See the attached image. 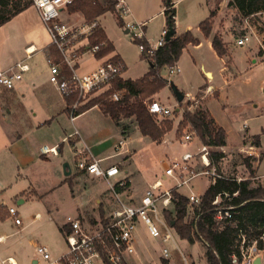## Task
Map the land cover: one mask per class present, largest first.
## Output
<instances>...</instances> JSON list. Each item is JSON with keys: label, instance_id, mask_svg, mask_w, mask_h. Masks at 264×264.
<instances>
[{"label": "rangeland", "instance_id": "rangeland-1", "mask_svg": "<svg viewBox=\"0 0 264 264\" xmlns=\"http://www.w3.org/2000/svg\"><path fill=\"white\" fill-rule=\"evenodd\" d=\"M100 1L103 2L104 0ZM173 2L176 3L174 6L176 7L177 28L182 32L186 30L188 24H191L195 32L199 23L209 16L211 7L218 11L223 7L221 21L218 25L234 36H227L226 38L229 41L231 38L233 39L232 54L235 57L238 71L244 73L238 78L239 80L225 88L227 93L225 102L230 104V110L228 109L227 114H225V122L229 128L238 131L239 126L244 123L245 118L248 116V111H251L252 114L256 112V114H253V118L247 117V123L250 125L251 131L260 135L264 145V61H261L252 71H248L249 66L252 65L251 48L252 50L255 49L259 42L254 35L245 45H239L236 42L240 36L254 31L260 37L261 42L264 43V12L246 17L239 10H236L234 6L226 4L227 0H173ZM128 3L132 15L126 16L124 18L125 21L134 19L138 22H146V26L144 27L146 38L150 42L158 40L161 37L163 25L166 24L167 20L165 14V10L168 8L167 1L128 0ZM116 9L115 5V11L108 10L98 16V18L107 32V37L114 42L116 52L122 56L126 63L125 76L135 78L146 72L149 61L143 58V53L139 50V44L136 42L133 33L131 31L126 32V28L123 26ZM66 16L71 22H80L84 19L90 20L84 16L81 10H72L71 8ZM109 40L105 41L109 43ZM52 41V36L42 20L38 9L34 4H31L7 22L0 24V67H4L9 62L16 63V61L25 60L26 46L34 43L38 50L30 59L26 60L32 65V70L24 72L23 77H44L49 67L44 49L51 45ZM200 51L203 56L197 55L198 65L195 64L192 52L184 49L178 61L182 70L179 73L170 74L167 68H163L161 74L170 83L174 82L182 91L189 90L196 95V91L194 92V90L204 85L207 81L204 71L200 69V60L209 66L214 65L217 68L221 66L220 60L217 59L207 46H203ZM256 53L260 56L264 54L261 43ZM91 55L89 52L84 53L80 59L81 65L95 62L96 59ZM113 86L114 84L107 91L111 92ZM126 92H124L123 98ZM164 94H168V97L166 100L160 98L161 102L164 104L169 102L173 107H178L180 110L174 112L172 115L170 120H173V127L162 136L159 140L161 142H156L149 136L142 134L137 126L133 127L134 125H138L135 115L131 116L132 119L130 117L129 119L122 117L120 119L121 123H129V125L124 126L128 129L127 133L130 132L131 126L133 128L131 131L133 154L127 156L126 158L128 159H124L123 156H113L101 162L102 165L121 163L120 166L123 168L121 175L124 176V173L126 174L125 169L128 170L133 194L139 200L155 174L162 176L161 167L166 159L165 164H167L169 157L177 156L181 158L184 152L191 151L194 153L199 151L202 146L198 138L182 142L179 140L180 135L178 133L179 123L183 119L184 113L188 110H195L197 104L194 100L187 101L188 95L183 102H178L176 94L170 87L165 88ZM214 95H217V93L214 92ZM133 99L131 98V100ZM153 99H157V97L153 95L148 96L144 99V102L148 104ZM212 99L214 100V98ZM87 103H90V101ZM254 104H258V107H255ZM214 105H216L215 102ZM198 107L203 109L201 104ZM3 110L5 111L4 115L12 119L6 106H3ZM109 119L98 112V110H92L75 122L76 127L84 137L85 143L95 156L115 152L118 136L112 133L115 124ZM155 121L162 126L165 119L155 116ZM174 124H178L176 128ZM12 127L14 125L7 126L5 120L0 115V171L3 172V176H0V203L7 204V207H15L23 223L16 224L14 218L10 216L0 219V234H6V240L0 244V253L2 254L0 258L12 255L19 260L20 264H33V259L38 258L39 255L31 240L33 239L40 244L46 245L53 255L66 251L65 234L61 230L66 216L75 210V203L82 200L87 202V197L90 195L88 189L95 190L98 185L104 188L106 183L103 181L100 183L98 179L91 177L76 178L74 189L71 190L69 181H63L65 180L64 164L69 163L71 170L75 173L77 171L78 160L76 158L75 146L71 141H61L63 133L65 134L74 130L67 112L63 113L60 119L53 122L48 128L42 127L32 130L36 131V136L41 137V140L44 137L48 139L49 144L57 142L58 147L61 146V153L57 156L49 154L51 160H45L41 157V153L36 150L32 139L28 136L31 131H27L22 137H19L15 145L11 144L10 134L15 132ZM231 134L233 135V133ZM166 138L167 141H163ZM82 145L83 142L78 143V149ZM15 147H17V150ZM20 154L31 159L33 157L30 166L27 168V171H29L28 169L32 170L30 179L25 180V178L18 177V168L21 162L18 161L17 157ZM244 157H246V152H243L239 148L227 149L226 156L220 160L218 166L225 175L236 176L239 174L241 176H248L250 171L242 164ZM194 161L193 164L197 169L204 168L202 162L198 160V156ZM25 170L22 168V171L25 172ZM32 177L34 178L33 184L36 185L37 183L41 189L45 186H50L51 188L53 183H57V187L40 197L29 196L26 202L19 204L18 199L21 197V194L18 193L16 197L9 195L18 192L20 188H27L28 184L33 182ZM213 179V176L210 174L195 177L189 187L184 186L181 188V192L186 194L193 191L198 195H202ZM72 192L74 194L82 192L81 195L83 196H74ZM3 194L8 196L5 198L6 201H2L1 196ZM99 210V205L93 200L88 213L98 214ZM38 212L41 215L40 218L33 221ZM189 219L190 215H188L186 220L188 221ZM140 227L143 229L138 233L141 254L129 260L130 263L165 264L159 254L158 240L148 235L143 225ZM195 239L194 243L180 238L177 239V242L180 248L189 255V264H208L206 259L208 245L197 237ZM168 244L171 247L173 246L172 243ZM172 250L177 252L175 247ZM171 260L169 259V264H184L181 259Z\"/></svg>", "mask_w": 264, "mask_h": 264}, {"label": "built area", "instance_id": "built-area-1", "mask_svg": "<svg viewBox=\"0 0 264 264\" xmlns=\"http://www.w3.org/2000/svg\"><path fill=\"white\" fill-rule=\"evenodd\" d=\"M32 1L52 36V44L62 56L61 60L57 61L48 50L46 51V61L50 70L49 81L62 96L75 97V100L69 104L71 119H75L81 106L105 93L113 85L114 80L122 75L125 63L121 59L107 58L97 68L89 72H79L76 68V61L81 56L80 47L77 48L79 44L84 43L83 46H86V49L83 50L84 53L89 52L93 55H97L107 46L105 40L94 45L89 44L90 38L102 28L99 18L71 22L66 15L76 0ZM116 8L119 17L124 22V27L131 31L135 38H145L146 22H138L134 19L125 21L124 19L131 15L128 0H116ZM167 30L168 27L164 28L161 37L155 42H150L147 39L150 55L165 43ZM253 35L257 37L254 31L245 33L237 39V43L245 45ZM139 47L141 51L146 50L144 44H139ZM30 48L26 49L25 60L18 61L6 68H0V92L15 89L17 82L23 79V73L30 70V64L26 60L32 57L37 50ZM63 64L70 68V74L64 71ZM167 69L170 74L181 70L178 64L169 65ZM124 92L125 89L115 90L109 94V97L111 100L120 101ZM188 100H194V97L188 94ZM148 108L159 118H171L176 111L175 107L164 104L158 99L151 100ZM194 135V132L188 131L181 136L180 140L182 142L190 141ZM214 147L224 149L223 145L214 146L204 143L197 152L188 151L183 153L181 158L177 156L168 158L163 169L166 179L161 177L156 179L147 187L140 201L133 202L123 197L124 193L128 191L129 180L126 177H118L121 172L120 167L117 164L102 165V159L94 158L90 154V148L86 146L79 151V154L84 156L77 161V169L105 180L108 183L113 203L105 215L95 223L69 215L67 217L68 228L65 229L67 250L60 255H53L46 245L37 244L36 249L39 255L37 264H128L129 258L139 253L138 233L143 230L141 225L146 228V232L152 238L162 243L161 256L163 258L171 259L174 252L172 248L175 247L183 263L189 264L187 254L177 242L180 236L170 223L166 210L172 209L176 199L174 191H180L184 186L189 187L195 177L210 174L215 179L222 176L215 168L211 167L210 153ZM249 147L244 148L243 151L251 155L254 153V149L252 146ZM116 149V154L130 151L124 138L119 141ZM41 151L44 154H58V145H43ZM197 156L203 164V169H197L193 164ZM236 179L240 182L244 180V177L238 176ZM223 194L216 195L212 200L214 227L221 229L225 224L237 227L236 250L232 254V261L234 264H254L256 257L261 255L263 250L259 248L258 241L264 242V229L258 238L248 235L234 217L238 206L231 203V200L233 195H237L238 192L233 194L224 192ZM188 199V205L192 210L190 221L193 224V229H196L198 219L203 214L196 209H200L202 196L191 191ZM8 211L16 224L23 223L15 207L10 206ZM3 240L0 237V243ZM168 243H172L173 246L171 247ZM0 264L18 263L15 258L8 256L0 258Z\"/></svg>", "mask_w": 264, "mask_h": 264}, {"label": "trees", "instance_id": "trees-1", "mask_svg": "<svg viewBox=\"0 0 264 264\" xmlns=\"http://www.w3.org/2000/svg\"><path fill=\"white\" fill-rule=\"evenodd\" d=\"M167 1V0H166ZM33 4L32 0H0V24H3L10 20L13 16L24 10L27 6ZM175 2L169 0L167 2L168 8L165 10L167 16V27L176 25V8ZM230 6L236 7L239 12L244 16H251L258 12L264 11V0H230L228 3ZM116 0H76L70 8L72 10H81L84 16L88 19L98 18L101 14L108 10L115 11ZM216 10H212L209 17L204 19L200 23V28L205 36H209L214 25V16ZM123 26L124 22L120 19ZM108 40V37L103 28H100L95 35L90 38L91 45L97 44L100 41ZM138 44H144L146 50L142 51L143 58L147 59L151 66L149 72L142 78L137 80L122 79L120 76L114 80V86L111 92L116 89L127 88V92L124 98L120 101L111 100L109 94L111 92L106 91L99 97H96L87 103V105L81 106L76 115L81 112L99 105L101 110L111 118L119 123L122 117L136 116L138 127L142 134L149 136L153 140L159 141L162 136L173 127V120L171 118H164L163 125H159L155 121V115L149 110L148 104L144 102V99L148 96L159 92L164 88L169 80L164 78L161 74L163 68H168L169 65L177 63L181 57L183 50L188 44H198L199 39L188 30L178 36L175 34L170 40H166L165 43L160 46L153 54L148 53L149 42L147 38L138 39ZM213 46L221 56L228 54V48L220 34H216L213 38ZM114 49L113 43L109 40L108 47L102 52L106 54ZM47 50L50 54L56 57L57 61L61 60V54L59 50L53 45H49ZM63 69L66 73L70 74V68L63 64ZM70 103L75 100V97H69ZM131 98H134L131 100ZM186 130L194 132L195 135L201 139L205 144L222 146L226 144V130L222 126L215 124V120L211 118L209 112L200 107H196L195 110H188L184 113L183 119L179 123L178 133L180 137L186 132ZM247 140L245 139V142ZM255 144L260 145L259 137L253 141ZM212 166L216 165V170L222 176L215 178V181L210 184L207 190L201 195L202 204L197 210L203 214L198 219L197 228L193 229L191 220L192 210L188 205L189 199L185 193L180 191H174L175 201L172 209L166 210L167 217L170 223L174 226L179 236L182 239H186L190 242H194L197 237L199 240H206L209 245L206 249V259L208 264H234L232 261V254L235 252V239L237 237V227L231 224H225L221 229L214 227L213 218V206L212 200L216 195H224V192L233 194L238 192L237 195H233L231 203L237 205V213L234 217L237 219L238 224L243 228L248 235L259 237L264 229V186L259 184L257 186L252 185L250 179H245L238 182L233 176L223 174V171L218 166L220 160H222L226 154L223 151H211ZM242 162L246 165L251 174L254 173L253 162L250 157H244ZM70 183L73 180L70 179ZM129 185V184H128ZM0 215L5 217L6 210L4 206L0 205ZM190 215V219L187 221V217ZM258 246L264 249V242L258 241ZM165 264H169V261L162 259Z\"/></svg>", "mask_w": 264, "mask_h": 264}, {"label": "crops", "instance_id": "crops-1", "mask_svg": "<svg viewBox=\"0 0 264 264\" xmlns=\"http://www.w3.org/2000/svg\"><path fill=\"white\" fill-rule=\"evenodd\" d=\"M228 1H230V0H227L226 4H228ZM209 4H210V2H209ZM222 8L223 7H221V9H219V11H218L217 9H213L211 7V11L216 10V15L214 16V25H213V29L211 31V34L209 36L204 35L200 26H198L197 30L194 32L191 24L187 25L185 31H183V32L179 31L177 28V17L175 15V19H176L175 36H178V35L186 32V31L190 30L193 32V34L200 41L198 44L190 43L187 45V47L184 48L185 50H188V52H192L191 54H192V57L195 61V64L198 65V62H197L198 56L197 55H199L200 57L203 56V55H201L202 52L200 51L203 46H207L208 49L221 62V66H219V68H217L214 65L209 66L208 64H205L204 62H201V60H200V64H199L200 69L204 71V75L207 78L206 79L207 81L204 85H201L194 90V92L196 91V95H194V93L189 91V90L184 92L177 85L176 86L178 87L179 90H181L185 94V99H186V95H188V94H190V96L194 97V101L197 104L196 106H200V104H201L203 106V109L207 110L209 112V115L211 116V118H213L215 120V124L218 126H222L226 130V144L223 145L224 149L221 150L217 147H214L211 151H223L226 154L227 149L239 148L240 150L243 151L244 148H250L249 146L253 147L254 153L251 155H248L246 153V157H250L252 159L254 173L251 174V172H250V174L248 176H242V177H244V180L250 179L252 181L253 186H257L259 184L264 186V145L262 143V139H261L260 135L256 132L251 131L250 125L247 123V119L249 117L253 118L254 117L253 114H256V112H253V114H252L251 111H248V116H247L248 118L247 117L245 118L244 123L239 126L238 131H235V129L229 128L225 122V116H226L225 114H227L228 109L230 110V107H229L230 104L225 102L227 99V93L225 91V88L228 85L239 80L238 78L241 77L244 73L238 71V66H237L235 57L232 54L231 47L233 46V39L231 38V40L229 41L226 38L227 36H230V37H234V36L230 35L229 32H227L224 28H222L220 25H218L219 22L221 21ZM235 9L238 10L236 7H235ZM211 11H210V14H211ZM162 13H163V11H162ZM131 15H132V11H131ZM200 23H199V25H200ZM166 27H167V24H164L163 29ZM102 28L104 29L103 26H102ZM163 29H162V31H163ZM105 32H106V30H105ZM106 34H107V32H106ZM216 34L221 35L223 42L225 43L226 47L228 48V54L227 55H224V56L219 55L217 50L213 46V38ZM256 35H257V39H258L259 43H258V46L255 47V49L252 50V48H251L252 65L249 66L248 71H252L261 61H264V54L262 56L257 55V53L255 54V52H257V49L259 48L260 43L264 49V43L261 42V39L257 33H256ZM111 42L114 45V50L109 51L106 54H102V52L108 47V43H107V46L104 47V49L102 51H100V53H98L97 55H93V54L91 55L92 57H94V59H96V61L92 62L88 65H81L80 59H81L82 55L84 54L83 50L86 49V46H83L84 43L79 44L77 46V48L80 47L79 52H81V56L76 61V68L78 69V71L81 73L89 72V71L97 68L107 58H116V59L123 60L122 56L116 52V47H115L114 42L112 40H111ZM89 44H91L90 40H89ZM28 47H34V49L38 50L37 46L34 43L27 45L25 49H27ZM139 50L141 51L140 47H139ZM46 51H47V47L44 49L45 57H46ZM179 60H180V58H179ZM19 61H21V60H19ZM178 61L176 64H178ZM16 62H18V61H16ZM14 63L15 62H13V63L9 62L4 67L6 68V67H8ZM124 63H125V61H124ZM150 66H151V64L149 62L148 69L146 70V72H144V74L137 76L135 78H129V77L125 76V72L127 69V66L125 63V70L123 71V73L120 77L122 79H125V80H127V79L137 80L139 78L144 77L149 72ZM4 67H0V68H4ZM180 68H181V66H180ZM31 70H32V65H30L29 71H31ZM181 70H182V68H181ZM49 71L50 70L48 67V71H47L48 76L46 74L44 77H42V76L41 77H23L22 80L17 82L15 89H13L11 91L0 92V115L2 116L3 120H5L7 126H13L14 125V127H12V128L15 130V132L13 131L14 133L10 134L11 144L15 145L18 142L19 137H22L27 131H31V133H29L28 136L32 139L36 150H38L41 153V157H43L45 160H51L49 154H44L41 151V147L43 145L54 146V145H57L58 143L55 142L54 144H49L48 139H45L44 137H42L43 139L41 140V137H39L38 135L36 136V134H37L36 131H32V130H34L35 128H42V127L48 128L49 126H51L53 124V122H56L57 120H59L60 117L63 115V113L67 112L69 115V118L72 121V124L74 126V130L69 131L68 133H65V134L63 133L61 141L62 142L68 141V140L71 141V143L75 146L76 158H78V160H79L82 156H84L83 154H79V151L83 150L87 146V144L85 143L84 137L81 135L79 129L76 127L75 122H76V120L81 118L86 113H89L92 110H98V112H100L102 115H104L107 118H110L109 119L110 121L112 120L114 122L115 127L112 130V133L116 134L118 136V141L115 145V152L114 153H110L107 155L95 156V155H93L92 151L90 150V154L94 158L102 159L103 161L110 158V157H113V156H123L124 159H128L126 157L133 154V149L131 147V131L133 129L132 126L130 125L131 126V129H129L130 132L127 133L128 129H126L127 127H124V126L129 125V123H121V121L119 123H116L111 118V116L107 115L106 113H104L101 110V108L99 107L98 104H96L95 106H93V107L81 112L80 114L76 115L75 119H71V114H69L70 98L62 96L61 93L58 91V89L49 81V74H50ZM180 71H177L175 73H179ZM209 73H210V75H209ZM211 74H212V77H211ZM162 76L164 77V75H162ZM172 84H175V83L174 82L170 83V81H169L168 84L164 88H162V90L153 94V96L157 97L158 100H160V98L162 100L163 99L166 100V98L168 97V94H164V90H165V88L170 87L174 91ZM206 84H208V85L205 86ZM200 88H203V89H200ZM123 89H125V91H128L127 88H123ZM198 91H200V92H198ZM214 92H216L217 95H214ZM212 98H214V100ZM214 102L216 105H214ZM167 104L172 105L169 102ZM3 106H6L8 112L11 114L12 119H9L7 116L4 115L5 111L3 110ZM254 106L258 107V104H254ZM175 109H176L175 112H178L180 110V108H179V110H177L178 107H176ZM127 118L129 119V117H127ZM177 125L178 124H174V127L176 128ZM136 126L138 127V125H134L133 127H136ZM186 132H188V130H186ZM231 133H233V135ZM257 137H259L260 145H257L253 142L254 139ZM123 138L127 141V146L129 147L130 151L125 152L123 154H116L117 153L116 146L118 145L119 141ZM180 138L181 137H179V140H180ZM195 138H198V137L196 135H194L191 140H194ZM245 139L247 140L246 142H245ZM199 140L201 141V144L203 145L204 142L201 139H199ZM154 141H156V140H154ZM163 141L166 142L167 138ZM82 142H83V145L81 146L80 149H78V146H77L78 143H82ZM156 142H161V141H156ZM15 149L17 150V147H15ZM61 150H62L61 146H59L58 147V154L61 153ZM186 152H188V151H186ZM58 154H53V155L57 156ZM17 158H18V161L21 162V164H19V168H18V177L25 178V180H27L28 178L30 179V176H31L30 173H32V170L28 169L29 171H27V168L30 166V163L32 162L33 157L31 159L27 156L25 157V156L20 154L19 157H17ZM102 160H101V162H102ZM166 160L164 161V163L161 167L162 168L161 169L162 176H158L157 174H155V176L149 182L148 186L160 177L166 179L165 175L163 174V169H164ZM198 160H199V158H198ZM193 162H195V161H193ZM116 164L121 169V172L118 175V177H126L129 180L128 191L124 193L123 197H125V199H127L129 201L139 202L140 200L136 199L134 194H133L132 184H131V180L129 178L128 170L125 169L126 174L124 173V176H122L121 173L123 171L122 170L123 168L120 166L121 163H116ZM211 164H212V159H211ZM242 164H244V163L242 162ZM110 165H112V164H110ZM110 165H105V166H110ZM211 167L216 169L215 164H214V166L211 165ZM245 167H246V165H245ZM22 168H23V170H25V168H26L25 172L22 171ZM246 169H248V168L246 167ZM67 170H71V168L68 167ZM0 176H3V172H1V171H0ZM238 176H241V175L238 174V175L233 176V177L236 179V177H238ZM87 177L98 179L100 181V183H102L101 181H103L104 183H106V186L104 188H101L98 185V187L95 188V190L88 189V191L90 192L89 193L90 195L87 197V202H85V200H82L78 203H75V210L72 212L73 214L70 213L69 215L76 216V217H79L85 221H90L92 223H95L96 220L100 219L101 217H103L105 215V213L110 209V207L113 203V198L111 197V194L109 193V190H108V183L103 179L96 178V177L91 176L87 173L81 172L78 169L75 173H73L72 170H71L70 174L65 173V180H63V181L64 182L69 181L70 188H71V190H73L76 178L79 179V178H87ZM70 179L74 180V183L71 184ZM214 181H215V179L212 180V182H214ZM33 183H34V178H33V182H30V184H28L27 188H23V189L20 188L19 189L20 192L18 191V192L11 193L9 196H15L16 197L18 195V193L21 194V197L18 199L19 204H20V203L26 202L27 197H29V196L30 197H32V196L40 197V196H43L44 194H46L48 192H51L52 190L56 189V187H57L56 186L57 183L56 184L53 183L51 188H50V186H48V187L45 186L43 189H41L37 183H36V185H34ZM100 186H101V184H100ZM144 192H143V194H144ZM180 192H181V189H180ZM81 193L82 192L74 194L72 192V194L74 196H76V195L83 196V195H81ZM186 195L188 196L189 193H186ZM6 197H8V196L3 194L1 196L2 201H6V199H5ZM93 200L97 205H99L100 210L98 211V214L97 213H88V209H89ZM0 205L4 206V208L6 210L5 217L10 216L9 211H8L9 207H7V204L0 203ZM69 215L66 216L65 222L61 226V230L64 231V234H65V229L68 228L67 217ZM40 216L41 215L38 212L37 216H35L33 221H35V219H39ZM5 217L2 218L0 215V219H4ZM0 237H2V239H4L3 241L6 240V234L1 233ZM179 238L182 239L181 237H179ZM31 241H32L33 245L35 246V248H36L37 244H40L33 239ZM194 242H190V243H194ZM204 242L206 243V245H209V243L207 241H204ZM145 243H146V241H145ZM161 244L162 243L158 240L157 246L159 248L160 256H161ZM139 245H140V243L138 244L139 253L137 255L131 256L129 258V260L133 259L134 256L135 257L140 256L141 251L139 249ZM64 252H62V253H64ZM62 253H60V254H62ZM175 253H177V254H175ZM60 254H58V255H60ZM263 255H264V249L262 250L261 255H260V256H262V260H263ZM0 256H2L1 253H0ZM8 256H12V255H8ZM187 256L189 258L188 254H187ZM12 257L17 260L16 257H14V256H12ZM38 258H34L32 263L37 264ZM161 258L163 259L162 256H161ZM171 259H172L171 261H173L174 259H181L182 260L178 251L173 252V256ZM17 263L20 264L19 260H17ZM128 264H131L130 261ZM141 264H145V263L143 262ZM263 264H264V261H263Z\"/></svg>", "mask_w": 264, "mask_h": 264}, {"label": "water", "instance_id": "water-1", "mask_svg": "<svg viewBox=\"0 0 264 264\" xmlns=\"http://www.w3.org/2000/svg\"><path fill=\"white\" fill-rule=\"evenodd\" d=\"M167 2H169V0H167ZM126 32H129V30L127 29ZM175 33H176L175 27L170 25L168 27L167 33L165 35V39L166 40H170L171 37ZM172 87L174 89V93L176 94L178 101L182 102L185 99V94L181 90H179L178 87L175 84H172ZM177 110H179V108ZM68 167H70L69 163H65L64 164V170H65L66 174H70L71 173V170H67ZM254 264H263L262 256H260V255L257 256L255 261H254Z\"/></svg>", "mask_w": 264, "mask_h": 264}, {"label": "bare ground", "instance_id": "bare-ground-1", "mask_svg": "<svg viewBox=\"0 0 264 264\" xmlns=\"http://www.w3.org/2000/svg\"><path fill=\"white\" fill-rule=\"evenodd\" d=\"M30 49H31V50H33V49H34V47H31ZM209 75H210V73H209ZM211 77H212V74H211Z\"/></svg>", "mask_w": 264, "mask_h": 264}]
</instances>
